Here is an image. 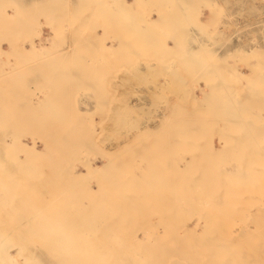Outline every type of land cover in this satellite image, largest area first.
Instances as JSON below:
<instances>
[{"label": "bare ground", "instance_id": "1", "mask_svg": "<svg viewBox=\"0 0 264 264\" xmlns=\"http://www.w3.org/2000/svg\"><path fill=\"white\" fill-rule=\"evenodd\" d=\"M170 1L0 0V264H264V207L254 217L256 231L247 223L226 236L223 229L240 210L238 199L264 177L258 168L264 163V124L256 119L253 126L256 117L249 112L252 103L264 106V74L253 66L250 73L239 71L247 95L242 105L234 100L221 83L226 73L211 65L216 54L205 47L185 49L183 12L176 4L170 9ZM152 2L160 11L151 10L157 17L149 20L143 11ZM45 26L52 31L46 39ZM110 34L116 44L107 43L114 40ZM66 42L70 48H61ZM244 52L243 59L264 56L256 47ZM151 56L168 69L178 56L209 83L204 96L195 97L201 111L170 103L176 111L155 128L136 124L132 136L118 134L124 144L102 145L101 165L82 159L93 125L97 134L107 125L120 132L130 113L150 109L117 100L123 88L145 93L139 65L143 61L151 71ZM11 58L16 65L9 66ZM176 73L169 75L175 84L183 81ZM219 78L220 85H213ZM87 91L96 103L82 110L77 95L85 102ZM218 116L226 124L219 131L224 142L200 144L207 118ZM252 144L256 156L247 151ZM228 156L237 161L236 174L222 168ZM206 212L209 229L200 223ZM152 214L158 224L150 221ZM184 219H196L195 228L204 232ZM180 227H186L184 234Z\"/></svg>", "mask_w": 264, "mask_h": 264}, {"label": "rangeland", "instance_id": "2", "mask_svg": "<svg viewBox=\"0 0 264 264\" xmlns=\"http://www.w3.org/2000/svg\"><path fill=\"white\" fill-rule=\"evenodd\" d=\"M127 1L132 3L134 0H127ZM170 2L171 3H168L169 4L168 6L170 9H171L170 5L172 6L176 4L174 7H176L177 11L179 9L181 12H183L182 22L180 19V22H181L180 29L181 31H185L183 32L185 34L184 37H186V41H187L185 44V49L199 50L202 47H205L208 50H212V52L216 54L218 59L217 58H215L216 60L212 59L215 64H211L210 62H213V61H210L211 58L209 57L208 60L210 62L207 60L208 63H210L211 65H216L218 68H220V70L224 74L226 73L225 75L227 76L225 77L228 79H226L224 76H221L222 73H220L221 75H219V77L222 78V80H223V77L225 78L224 81H221V83L222 82L225 83L232 89V94L235 97L234 100H237V101L240 100L239 103L241 102L240 104L242 105L245 101L244 97L247 95L245 88L248 84H247V81L243 80V78L238 74L239 71H240V74L242 72L250 73V69L253 66V67L259 68L260 72L264 74V56L260 60L254 59V57L252 56H249L248 59H243V56L245 55L244 50L248 51L252 48L255 49L256 47L258 49H261L264 52V48H263L264 47V0H174V2L173 1H170ZM150 4H154V2L146 4L145 11H143L144 16L146 17L149 16V13L151 14V17L150 16L148 17L149 20L151 18L157 17L156 13L154 12L152 13L151 10L160 11L158 5L155 6L154 4L150 6ZM148 7L150 10L149 12H148ZM174 7L172 6V8ZM183 22L185 24H182ZM70 26H71L70 24L68 23L66 24V29H68V31H70L71 29ZM185 26L187 29L185 28ZM49 29L50 28L47 26L44 27V33L46 32L44 39L51 37L52 31L51 29L50 30ZM186 30H188V32ZM97 32L102 33L103 31L101 29H98ZM114 36L116 35L114 34L109 35V37L114 40H108L107 41L108 44L113 45L117 43L116 42L117 37H114ZM167 43L170 45H174V42L172 40H168ZM69 44L70 42H66L61 45V48L63 46V49H69L70 48ZM4 47L5 49L8 50L9 45H5ZM150 58H152V60ZM150 58H147V60L148 61L150 60L151 64L154 66L151 71L149 70L148 66L145 65V63H143V61H141L142 63H140L139 65V69L145 72L146 74V76L144 77L145 79L143 80L146 81L145 86L147 87H144L143 85H141L142 86L141 89L145 93H142L141 91H140L141 93H137L136 91L133 92V91H130L129 89L123 88L124 90L122 91L123 94L120 95L119 99L117 100V102L119 101V103L125 104V105L130 104V103L143 105L146 103L151 106L150 109H146L147 112L146 111L142 112V114L141 112H138L139 115H137V112H135V115L133 114L134 112H132V114L130 113L127 116L128 124H125V126L121 125L122 130H120V132L119 131L116 132V130H113L114 126L107 125L106 130L100 131L99 134H97L96 130L98 128V125H93L95 128V132H94L95 135L90 139V146L86 149L87 152L85 153V155L80 156L82 159L84 160L87 159L88 161L91 159L90 161H96L97 164L101 165L103 159L101 158L102 153L100 151V148L102 145L109 147L110 145L116 146L122 143L124 144L125 143L124 138L120 139L119 137L121 135L125 136L124 134H126V131L127 132L130 131V133H128V136H132V134H134L133 132H135L134 127L136 124H139L142 129H148L149 127L155 128L161 122H164L167 118H169L170 116L169 113L172 112V109H173V112L176 111V108L174 109L168 106V104L170 103L172 105H177V107L183 108L185 110L190 109L189 111H192L194 113L197 111H201L200 106H198L196 103L195 97L198 96L202 98L204 96V93L208 89L209 83L206 86L202 78H200L201 75L200 76L198 75V72H197V75L195 74V72H194L195 74L194 75L193 71L191 73L185 66H183L180 60V57L178 56H176V59L174 60L176 65L174 64V62H172L174 67L176 66L175 70H174V67L172 66H170L169 69L168 67H165L164 63L163 62L161 63L159 59H158L159 61L158 60L156 62L155 60L153 61L154 59L153 56H151ZM143 59L145 58L143 57ZM30 62H33V60ZM12 64L16 65V58H11V63L9 64V66H11ZM24 64H27V63H23V62L18 63L19 66L24 65ZM255 64H257V66ZM175 71L177 72L176 74L178 75V76L176 75V78L181 77V79L183 80V81L176 80V84L172 80V76H169L171 73ZM221 71H218V72H221ZM220 78L218 79L219 81L216 80V82L213 83V85H216V84L220 85V80H221ZM160 82H162V84H159ZM28 84L30 86L33 85L31 81H29ZM261 85L263 86V90H264V81L261 82ZM119 88L120 90H122L121 86H119ZM83 96L84 95H82L81 93L77 95L78 106L82 110H91L96 103V99L94 98L93 93L90 91L86 92L85 102L87 103V105H84L85 102L82 100ZM157 96H158V99H157ZM166 96H168L167 99H169L168 100L169 103L168 101H166L167 100ZM163 97L165 100L163 99ZM164 101H165V104H164ZM156 104L160 105L162 109L161 110L158 109V106H155ZM256 105L258 104L252 103L251 107L249 106L251 110L250 111L248 110L251 114L250 117L252 116L256 117L255 120L252 119L254 120L253 122H250L253 126L256 125V119H257V122L264 124V106L259 107ZM113 107H111L112 108L110 109L111 111H113L114 109ZM163 112L164 114L167 113L168 117L164 115ZM220 119L221 118L219 116L215 118H212V117L207 118L209 122L207 121L208 124L206 126V129L208 130H206V132L208 133L206 132L202 133L204 134V137L206 139L204 138L203 140H200L201 141L200 144L204 145L207 143L208 140L212 138L213 142H215L218 147L221 146V144L224 141H220L222 134L219 131L221 128H223V130L226 129L225 128L226 124L224 123L223 119L221 120ZM129 120H131L130 123L132 125L129 123ZM225 132L228 133V131L226 130ZM118 134L120 136H118ZM228 134H230V132ZM232 134L237 135L236 132ZM238 134L239 135L241 134V136H243V133L241 132H238ZM255 146L254 144H252V145H248L247 147V151L250 152L251 154L254 153V156H256ZM79 158L76 157V159L79 162H77V160H74V161H76L75 163L79 166L80 171L83 172L84 168L82 167L80 163L82 159H80L81 160L80 161ZM228 159L229 161H227ZM233 159L235 158L228 156L226 159L222 160V162H226L225 165L222 164V168L225 167V171L227 170L226 172H228L229 174H234V173L236 174L238 172L237 161L236 160L231 161ZM256 166L257 165H255V167ZM258 168L264 169V163L258 165ZM138 173L136 172L135 174H138ZM254 184H256L257 187L253 186L252 191H250L251 194L244 195L242 196V198L238 197L239 199H238L237 205L239 206L240 210L231 215L230 222L224 221L225 227H223V229H224L225 236L226 234L228 235L230 233L232 228H234L233 229L234 231H241L240 226H236V224L243 225L247 223L248 225H251L250 228L252 230H254V228H255V231L257 230L254 217L258 213L257 211L259 207L260 208L264 207V177L262 178V180H260V182L256 181L254 182ZM204 208L209 209L210 205L207 203L204 205ZM241 210H244V211H241ZM208 214L209 213L206 212V215ZM183 215H187V214L184 213ZM183 217H186V216H183ZM150 221H152L154 224H158L159 221H158L157 215H153V218ZM181 223L188 225V227L190 226V228H193V230H196L197 232L201 234L205 230V228H202V227L195 228L194 225L197 223L196 219L188 223H187V220L181 221ZM200 223L206 224L208 226L206 228L209 229V224L211 223V220H209V215L206 217L205 220L201 219ZM185 228L180 227L178 228V230L182 234H184ZM158 230H161V228L160 227L152 228V231H158ZM139 234L141 235V232Z\"/></svg>", "mask_w": 264, "mask_h": 264}]
</instances>
